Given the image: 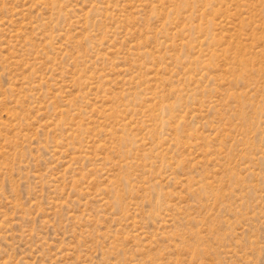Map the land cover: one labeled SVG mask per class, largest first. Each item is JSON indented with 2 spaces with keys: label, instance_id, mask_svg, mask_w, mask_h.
Listing matches in <instances>:
<instances>
[{
  "label": "rangeland",
  "instance_id": "374dc122",
  "mask_svg": "<svg viewBox=\"0 0 264 264\" xmlns=\"http://www.w3.org/2000/svg\"><path fill=\"white\" fill-rule=\"evenodd\" d=\"M0 264H264V0H0Z\"/></svg>",
  "mask_w": 264,
  "mask_h": 264
}]
</instances>
